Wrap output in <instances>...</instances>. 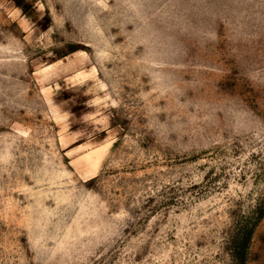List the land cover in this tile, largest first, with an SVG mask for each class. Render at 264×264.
Returning <instances> with one entry per match:
<instances>
[{
	"label": "rangeland",
	"instance_id": "374dc122",
	"mask_svg": "<svg viewBox=\"0 0 264 264\" xmlns=\"http://www.w3.org/2000/svg\"><path fill=\"white\" fill-rule=\"evenodd\" d=\"M264 264V0H0V264Z\"/></svg>",
	"mask_w": 264,
	"mask_h": 264
},
{
	"label": "trees",
	"instance_id": "16d2710c",
	"mask_svg": "<svg viewBox=\"0 0 264 264\" xmlns=\"http://www.w3.org/2000/svg\"><path fill=\"white\" fill-rule=\"evenodd\" d=\"M251 231L247 232L238 242L236 246L237 259L239 264H244V254L249 243Z\"/></svg>",
	"mask_w": 264,
	"mask_h": 264
}]
</instances>
